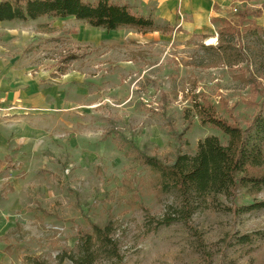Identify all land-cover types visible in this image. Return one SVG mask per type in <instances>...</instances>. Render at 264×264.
<instances>
[{
    "label": "rangeland",
    "instance_id": "rangeland-1",
    "mask_svg": "<svg viewBox=\"0 0 264 264\" xmlns=\"http://www.w3.org/2000/svg\"><path fill=\"white\" fill-rule=\"evenodd\" d=\"M109 1L160 31L0 23V264H60L91 223L113 224L121 264H264V210L207 199L187 224L157 227L175 197L118 138L170 164L207 137L227 143L195 104L245 128L264 99V0Z\"/></svg>",
    "mask_w": 264,
    "mask_h": 264
},
{
    "label": "trees",
    "instance_id": "trees-1",
    "mask_svg": "<svg viewBox=\"0 0 264 264\" xmlns=\"http://www.w3.org/2000/svg\"><path fill=\"white\" fill-rule=\"evenodd\" d=\"M65 18H73L106 32L127 29L147 34L160 31L152 19L136 13L130 5L109 0L0 1V22ZM217 49L223 55L227 53L222 44ZM195 107L203 124L218 129L227 137L225 145L216 137H207L198 143L194 155L178 153L172 163L166 164L142 152L123 135L118 136L136 160L156 176L160 191L172 193L175 197V206L169 207L172 212L160 217L156 222L157 227L169 226L174 222L187 224L196 207L207 199L215 200L219 207L234 216L264 210V195L261 196L264 192V99L245 128L218 117L211 104H195ZM242 191L253 199L248 204L237 205V197ZM255 196L261 197L256 199ZM248 240V236L239 238L241 243ZM58 259L60 264L65 259L72 264H97L101 259L121 264L113 224L99 226L91 223V233L78 231L75 251ZM24 260L27 264H46L39 258L25 257Z\"/></svg>",
    "mask_w": 264,
    "mask_h": 264
},
{
    "label": "crops",
    "instance_id": "crops-1",
    "mask_svg": "<svg viewBox=\"0 0 264 264\" xmlns=\"http://www.w3.org/2000/svg\"><path fill=\"white\" fill-rule=\"evenodd\" d=\"M0 1H3V0H0ZM65 19H68V18H65ZM73 19V18H72ZM0 23H8V22H0ZM13 23V22H12Z\"/></svg>",
    "mask_w": 264,
    "mask_h": 264
}]
</instances>
